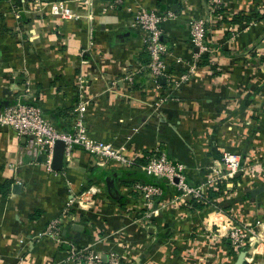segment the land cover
<instances>
[{
    "label": "crops",
    "instance_id": "0c3cea01",
    "mask_svg": "<svg viewBox=\"0 0 264 264\" xmlns=\"http://www.w3.org/2000/svg\"><path fill=\"white\" fill-rule=\"evenodd\" d=\"M106 1H0V107L35 103L63 131L81 117L89 136L132 158L162 150L184 164L204 207L167 184L146 203L131 188L140 169L97 165L79 146L48 170L25 137L0 127V264H66L70 246L103 264L112 252L117 264H236L242 251L241 264H264V0H127L114 10ZM54 2L76 17L53 13ZM129 5L173 12L162 25L160 87L144 69ZM198 17L208 19L206 64L190 41ZM224 152L243 161L230 179L219 178ZM233 228L247 230L241 245Z\"/></svg>",
    "mask_w": 264,
    "mask_h": 264
},
{
    "label": "built area",
    "instance_id": "2783aa9c",
    "mask_svg": "<svg viewBox=\"0 0 264 264\" xmlns=\"http://www.w3.org/2000/svg\"><path fill=\"white\" fill-rule=\"evenodd\" d=\"M0 1L10 2L12 0ZM212 3L218 7L220 0H214ZM126 4L127 0H107L105 9L114 10ZM215 6L210 9V17L216 10ZM127 9L129 26L140 29L144 34V50L147 54L144 69L152 85L160 87L161 77L167 76L166 54L168 51L167 44L162 39V25L167 18L173 15V12L170 9L165 11L148 9L142 5H129ZM51 10L64 17H76V14L62 2H54ZM16 17L19 15L16 14ZM207 21L206 17H198L190 21V41L198 47V52L203 54L210 51V44L206 38ZM132 76L133 74L125 76L127 83L132 82ZM0 127H9L18 136L25 137L26 152L34 157L44 155V164L48 170H53L51 167L53 147L55 141L60 139L64 142V160H69L74 147L79 146L92 156L97 165L112 162L125 169L137 168L148 175L163 178L168 186H175L180 191V197L192 195L199 200L203 199V192L187 183L182 162L171 159L162 150H155L147 157L145 163L139 164L136 161L137 158H132L126 153L124 145L115 146L110 142L89 136L87 125L81 117L75 119L72 130L63 131L47 118L39 105L15 99L0 107ZM221 162L225 166V173L220 174L219 178L230 179L243 167L239 152H224ZM131 188L138 192L146 203H149L155 195L163 192L161 186L141 181L134 182ZM54 227L55 225L51 222L46 231L50 233ZM230 235L238 238L241 245L247 235V230L238 232L236 229ZM109 257L108 264H117L118 257L113 252L109 254ZM64 261L66 264H103L100 254L85 247L74 246L68 247Z\"/></svg>",
    "mask_w": 264,
    "mask_h": 264
},
{
    "label": "trees",
    "instance_id": "16d2710c",
    "mask_svg": "<svg viewBox=\"0 0 264 264\" xmlns=\"http://www.w3.org/2000/svg\"><path fill=\"white\" fill-rule=\"evenodd\" d=\"M245 19V20H249L250 19V16L249 15H234L233 18H232V21H239L241 19ZM207 54H203L202 55V61L201 63L202 64H206L208 63V60H207ZM150 154H152V152H149L144 158H138L136 159V161L139 163V164H142V163H145L147 161V157L150 156ZM142 170H138L139 173H141L140 175H138L136 177V179H134L132 182H137V181H141V182H144V183H151V184H156V185H159L163 188V186L166 185V181L163 179V178H160V177H157V176H152V175H148L146 174L144 171ZM119 174L121 173L118 172ZM211 193H214V192H211ZM190 203L192 204V207L194 208H198V209H202L204 207V205L202 203H200V200L196 199V198H192V199H189ZM66 247V246H65ZM64 247V249H66Z\"/></svg>",
    "mask_w": 264,
    "mask_h": 264
},
{
    "label": "water",
    "instance_id": "95a60500",
    "mask_svg": "<svg viewBox=\"0 0 264 264\" xmlns=\"http://www.w3.org/2000/svg\"><path fill=\"white\" fill-rule=\"evenodd\" d=\"M195 51H198V47L195 46ZM164 77L161 78V82H164ZM63 151H64V142L60 139L55 141L54 147H53V154H52V160H51V167L54 170H58L62 168L63 165ZM74 228H80L78 225H74ZM245 252L242 251L240 253V257L237 260L236 264H241L242 258L244 256Z\"/></svg>",
    "mask_w": 264,
    "mask_h": 264
},
{
    "label": "bare ground",
    "instance_id": "6f19581e",
    "mask_svg": "<svg viewBox=\"0 0 264 264\" xmlns=\"http://www.w3.org/2000/svg\"><path fill=\"white\" fill-rule=\"evenodd\" d=\"M263 227H264V224H262V225H261V229H263V230H264V228H263Z\"/></svg>",
    "mask_w": 264,
    "mask_h": 264
},
{
    "label": "rangeland",
    "instance_id": "374dc122",
    "mask_svg": "<svg viewBox=\"0 0 264 264\" xmlns=\"http://www.w3.org/2000/svg\"><path fill=\"white\" fill-rule=\"evenodd\" d=\"M256 226H257V222H256ZM257 228V227H256ZM233 230H235L236 231V229L235 228H233ZM247 236V235H246Z\"/></svg>",
    "mask_w": 264,
    "mask_h": 264
}]
</instances>
